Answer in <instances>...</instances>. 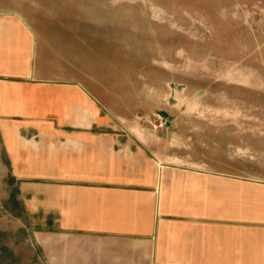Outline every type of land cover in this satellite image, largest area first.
<instances>
[{
  "label": "crops",
  "instance_id": "0c3cea01",
  "mask_svg": "<svg viewBox=\"0 0 264 264\" xmlns=\"http://www.w3.org/2000/svg\"><path fill=\"white\" fill-rule=\"evenodd\" d=\"M2 1L0 187L21 211L0 220L19 223L35 261L264 264V118L228 119L189 149L139 130L155 97L124 79L120 20L91 0ZM224 145L242 155L219 162Z\"/></svg>",
  "mask_w": 264,
  "mask_h": 264
},
{
  "label": "rangeland",
  "instance_id": "374dc122",
  "mask_svg": "<svg viewBox=\"0 0 264 264\" xmlns=\"http://www.w3.org/2000/svg\"><path fill=\"white\" fill-rule=\"evenodd\" d=\"M91 3L101 19L121 21L124 79L136 94L154 92V108L140 100L132 119L139 130L168 134L172 143L180 135L189 149L207 131L224 133L228 119L237 130H253L258 125L251 118H264V98H258L264 95V0ZM225 145L219 147V162L228 154L242 155V146ZM245 149L257 159V152ZM4 183L0 216L21 211L11 182ZM14 222L0 220V264H44L38 253L35 261L29 236Z\"/></svg>",
  "mask_w": 264,
  "mask_h": 264
}]
</instances>
